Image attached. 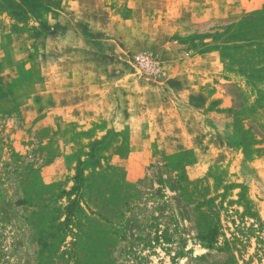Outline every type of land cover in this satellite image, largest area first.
Wrapping results in <instances>:
<instances>
[{
    "label": "rangeland",
    "instance_id": "obj_1",
    "mask_svg": "<svg viewBox=\"0 0 264 264\" xmlns=\"http://www.w3.org/2000/svg\"><path fill=\"white\" fill-rule=\"evenodd\" d=\"M214 1L0 0L29 58L1 87L0 264H264V2L183 24Z\"/></svg>",
    "mask_w": 264,
    "mask_h": 264
},
{
    "label": "crops",
    "instance_id": "obj_2",
    "mask_svg": "<svg viewBox=\"0 0 264 264\" xmlns=\"http://www.w3.org/2000/svg\"><path fill=\"white\" fill-rule=\"evenodd\" d=\"M82 1L85 0H68L67 3V9H57L58 11H60L61 13H64L65 11L69 10V8H74V6H76V4H81ZM235 1V2H234ZM260 3L264 2V0H259ZM216 6L213 8V11H211V14L209 16L206 15H202V13H198L201 14L199 17H194L192 19H183V24H191V20H197V21H205L208 19H213V18H217V17H227L230 16L231 13H235L234 16H239L241 14H245L246 10L249 8V6L254 5L256 2L255 0H215L213 2ZM70 6V7H69ZM244 6H248V7H244ZM75 9V8H74ZM223 10V11H222ZM52 12H45V16L41 17V16H37L36 21L37 24H40V22L44 21L45 18H48L49 15H51ZM72 15L74 16V19L77 20V18L75 17V12L72 13ZM195 16V15H194ZM238 18V17H237ZM17 20V14H15L9 7H3L0 4V99H1V95L3 94L4 90L11 89L13 86H16L17 81L16 78L20 77V67L24 64L25 61H28V57L25 56L24 53L21 56V53L18 52V50H21L22 44H25V40H21L18 38V33L15 32L14 26H15V21ZM28 33V32H27ZM62 38L64 41H68V42H72L71 45H68L71 49L74 50V48H76L78 45V41L79 39L83 40V36L77 32H75L74 30H67L66 32H63V35L60 36V34H57V36H55V38ZM37 40H39V44L38 46V50H35L37 53H39V57L41 58L37 63H39V65H41V67L44 68L45 65H47L46 63H44L45 60V53L48 52V49L44 48L45 46H43L42 42L46 41V35L43 34L41 36H39L38 38H36ZM59 43L61 41H56V43ZM29 47V46H28ZM218 53L217 51H209V52H205L203 54V56L207 57V58H213L215 59V64H218ZM201 57V55L199 56ZM10 61L11 64H9V66L6 65V63ZM31 64L35 65V62H33V60H31ZM31 65V66H32ZM59 66V68L65 69L63 64L62 65H58V63L56 64V67ZM187 64L184 63H178L176 66L173 67L174 71H178V70H184L185 68H187ZM199 67V66H198ZM31 68V67H29ZM190 68V67H188ZM206 68H208V66H206ZM210 68V67H209ZM212 68V67H211ZM189 70V69H187ZM191 70H194V72L197 69H194L192 67ZM206 71V70H205ZM202 72L201 70H199V72H197L198 74H203L205 73ZM175 77L174 79H165L166 81H164V83L166 84V86L169 85H180V84H188L190 85V81H184L182 79H176V73L173 74ZM198 75L197 78H195L194 80H191V84L193 87H199L201 86L204 81L206 79L203 80V78ZM182 80V81H181ZM71 81V83L69 82ZM31 81H25L24 83L21 82L20 84L26 85L28 83H30ZM47 82V81H46ZM58 84H61V87H69L71 85H75L73 79H58L56 81ZM216 88H217V92L215 94H213V96L211 97V99H216V100H221V103H223V105H228L229 102H227L229 99L227 98L226 94L223 92V89H220V84H215ZM1 87H4V90H1ZM3 89V88H2ZM20 92V91H19ZM77 94L76 92L73 93V95ZM61 99V98H65V95H60L57 94V99ZM24 99H26L24 97ZM29 99V98H28ZM227 102V103H226ZM93 114H89V116H92Z\"/></svg>",
    "mask_w": 264,
    "mask_h": 264
},
{
    "label": "built area",
    "instance_id": "obj_3",
    "mask_svg": "<svg viewBox=\"0 0 264 264\" xmlns=\"http://www.w3.org/2000/svg\"><path fill=\"white\" fill-rule=\"evenodd\" d=\"M137 65L147 72H154L156 70V63L149 54H139L135 58Z\"/></svg>",
    "mask_w": 264,
    "mask_h": 264
}]
</instances>
